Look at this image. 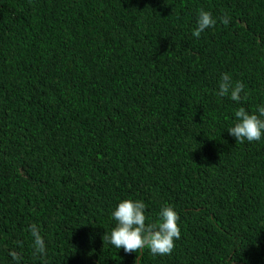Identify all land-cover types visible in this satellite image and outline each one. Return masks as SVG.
Listing matches in <instances>:
<instances>
[{"label": "trees", "instance_id": "obj_1", "mask_svg": "<svg viewBox=\"0 0 264 264\" xmlns=\"http://www.w3.org/2000/svg\"><path fill=\"white\" fill-rule=\"evenodd\" d=\"M262 105L264 0H0V264H264V138L227 131ZM125 199L175 209L171 255L103 241Z\"/></svg>", "mask_w": 264, "mask_h": 264}, {"label": "clouds", "instance_id": "obj_2", "mask_svg": "<svg viewBox=\"0 0 264 264\" xmlns=\"http://www.w3.org/2000/svg\"><path fill=\"white\" fill-rule=\"evenodd\" d=\"M227 26L230 18L227 15L215 18L212 13L200 9L197 18V26L193 36L199 38L201 33L217 24V20ZM218 92L220 97H229L232 101L243 103L247 100L248 93L241 81L233 82L229 73H222L219 80ZM236 123L227 131L233 136L236 143L260 141L264 138V105L257 106L253 113H249L244 107L235 111ZM146 205L142 200L125 199L118 203L112 211L115 226L110 234L105 233L103 241L107 240L117 249H123L125 253L142 252L147 248L152 255H171L175 249V242L181 238L179 215L171 205L163 206L159 211L158 221L147 222L145 215ZM29 232L33 238V254L45 256L47 254L46 243L40 234L36 224L29 226ZM13 259L19 264V257L13 254Z\"/></svg>", "mask_w": 264, "mask_h": 264}]
</instances>
